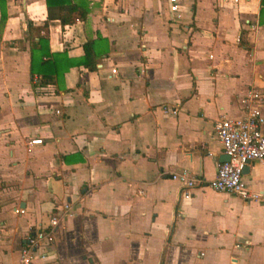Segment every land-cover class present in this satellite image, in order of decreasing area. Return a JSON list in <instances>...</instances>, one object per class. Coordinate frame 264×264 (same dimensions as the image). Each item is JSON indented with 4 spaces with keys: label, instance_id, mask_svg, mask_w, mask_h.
Segmentation results:
<instances>
[{
    "label": "crops",
    "instance_id": "obj_1",
    "mask_svg": "<svg viewBox=\"0 0 264 264\" xmlns=\"http://www.w3.org/2000/svg\"><path fill=\"white\" fill-rule=\"evenodd\" d=\"M1 1L0 264H17L28 232L64 202L29 264H264V162L243 172L257 199L208 185L185 196L171 176L214 177V121L264 94L262 0H88L85 20L47 27L45 0ZM37 32L74 58L100 35L96 66L33 85Z\"/></svg>",
    "mask_w": 264,
    "mask_h": 264
},
{
    "label": "built area",
    "instance_id": "obj_2",
    "mask_svg": "<svg viewBox=\"0 0 264 264\" xmlns=\"http://www.w3.org/2000/svg\"><path fill=\"white\" fill-rule=\"evenodd\" d=\"M170 2L172 10L179 9L177 0H170ZM263 95L256 90L250 91L247 95L250 104L245 115L234 118L222 116L214 121L216 138L221 144L223 153L229 155L227 160L217 163L214 177L205 179L202 176L190 174L188 170L171 174L173 178L182 182L185 196H188L195 186L208 185L216 190L238 195L245 200L260 197L259 192H252L244 182L243 168L252 161L264 162V112L260 103ZM41 139L32 138L30 142H40ZM15 211L22 212L23 209L17 206ZM69 212L70 204L64 202L61 211L50 216L47 227L29 231L20 247L17 264H29L37 254L44 257L47 252L42 247L52 243L54 228L58 225L61 216Z\"/></svg>",
    "mask_w": 264,
    "mask_h": 264
},
{
    "label": "trees",
    "instance_id": "obj_3",
    "mask_svg": "<svg viewBox=\"0 0 264 264\" xmlns=\"http://www.w3.org/2000/svg\"><path fill=\"white\" fill-rule=\"evenodd\" d=\"M264 5V0H262ZM47 15L44 27L48 26L51 19H59L60 24L71 23L76 18L85 20L89 11L88 0H45ZM1 18L4 17V4L0 2ZM263 8V6H262ZM263 12V10H262ZM28 30L43 29L42 26H33L32 21L27 22ZM103 40L99 35L96 38H87L83 43V54L77 58L67 54L65 49L50 51L48 35L37 32V38L30 39L29 45V74L33 85H45L55 83L62 87L64 73L72 65H84L89 68L96 66V58L102 52L97 45Z\"/></svg>",
    "mask_w": 264,
    "mask_h": 264
},
{
    "label": "water",
    "instance_id": "obj_4",
    "mask_svg": "<svg viewBox=\"0 0 264 264\" xmlns=\"http://www.w3.org/2000/svg\"><path fill=\"white\" fill-rule=\"evenodd\" d=\"M229 158V155L226 154V153H223L222 156H221V160H227ZM246 169H248V164H246L243 168V172L246 171Z\"/></svg>",
    "mask_w": 264,
    "mask_h": 264
}]
</instances>
